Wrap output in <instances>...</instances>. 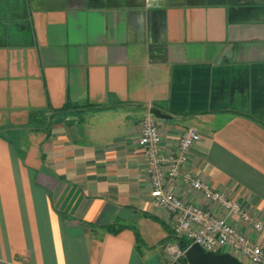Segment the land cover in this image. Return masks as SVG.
<instances>
[{"label":"crops","instance_id":"0c3cea01","mask_svg":"<svg viewBox=\"0 0 264 264\" xmlns=\"http://www.w3.org/2000/svg\"><path fill=\"white\" fill-rule=\"evenodd\" d=\"M151 109L162 152L196 129L184 171L264 223V0H0V264H168Z\"/></svg>","mask_w":264,"mask_h":264},{"label":"built area","instance_id":"2783aa9c","mask_svg":"<svg viewBox=\"0 0 264 264\" xmlns=\"http://www.w3.org/2000/svg\"><path fill=\"white\" fill-rule=\"evenodd\" d=\"M200 141L199 132L189 128L180 140L177 156L166 155L156 118L148 113L141 122L139 145L146 158L151 197L173 220V239L164 247L168 264H185L183 241L198 244L207 253L229 254L243 264H264V249L254 237L263 231L264 223L243 202L214 190L191 170L184 171ZM175 184L190 188L204 204L182 199L173 190ZM238 223L251 229L253 236L243 233Z\"/></svg>","mask_w":264,"mask_h":264},{"label":"water","instance_id":"95a60500","mask_svg":"<svg viewBox=\"0 0 264 264\" xmlns=\"http://www.w3.org/2000/svg\"><path fill=\"white\" fill-rule=\"evenodd\" d=\"M150 112L158 119L168 118L157 109H151ZM181 245L185 249V257L188 264H243L229 254L207 253L198 244H192L187 247V245L182 242Z\"/></svg>","mask_w":264,"mask_h":264},{"label":"trees","instance_id":"16d2710c","mask_svg":"<svg viewBox=\"0 0 264 264\" xmlns=\"http://www.w3.org/2000/svg\"><path fill=\"white\" fill-rule=\"evenodd\" d=\"M71 108H72V107H67V108L64 109V110L58 111L57 114H64V113L68 112ZM122 229H123L122 227H121L119 230H116L115 228H109V230H110L112 233H114V234H118V232H119L120 230H122ZM183 243H185V244L187 245V247H189V246L191 245V243L188 242V241H183ZM184 263H185V264H188V262H187L186 259L184 260Z\"/></svg>","mask_w":264,"mask_h":264}]
</instances>
